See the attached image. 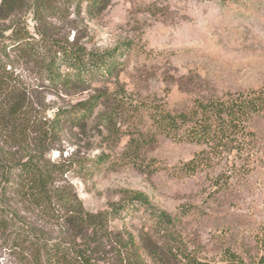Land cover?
<instances>
[{
	"label": "rangeland",
	"instance_id": "1",
	"mask_svg": "<svg viewBox=\"0 0 264 264\" xmlns=\"http://www.w3.org/2000/svg\"><path fill=\"white\" fill-rule=\"evenodd\" d=\"M28 22L35 31L37 23ZM45 28L61 41L90 50L118 48L123 64L110 83L59 94L32 71L20 69L46 118L53 116L50 107L74 104L96 88L124 87L132 99L174 111L190 108L196 98L264 88V0H112L101 12L73 5ZM150 123L124 108L109 125L95 119L85 130L68 129L58 143L63 152L52 149L48 156L108 157L92 175L72 170L63 177L88 210L107 208L128 191L144 192L157 207L181 219L182 231L202 258L224 264L230 250L255 263L264 254V112L251 119L254 141L243 147L242 156L226 162L224 154L214 166L192 174L181 167L202 147L155 135ZM138 135L145 140L137 165L125 152L130 138ZM126 219L137 227L144 216L130 210ZM38 224L53 228L45 221ZM0 264H20L2 239Z\"/></svg>",
	"mask_w": 264,
	"mask_h": 264
},
{
	"label": "trees",
	"instance_id": "2",
	"mask_svg": "<svg viewBox=\"0 0 264 264\" xmlns=\"http://www.w3.org/2000/svg\"><path fill=\"white\" fill-rule=\"evenodd\" d=\"M111 1L0 0V239L20 264H214L198 255L181 219L157 207L144 192H125L102 210L85 207L63 177L72 170L94 174L108 159L104 153L60 160L48 156L52 149L63 152L58 143L68 129L85 130L95 119L109 125L124 108L148 117L155 135L202 147L182 165L186 174L214 166L224 154L226 162L242 156L243 147L254 141L249 125L255 114L264 112V88L196 98L190 108L175 111L132 99L124 87L96 88L74 104L50 107L51 118L42 115L20 69L32 71L56 94L89 90L120 73L118 48L90 50L61 41L45 28L49 19L73 5L101 12ZM30 18L37 23L35 31ZM144 140L132 136L127 144L125 156L134 164L140 161ZM130 210L144 216L140 226L126 219ZM225 253L224 264H249L230 250ZM253 264H264V254Z\"/></svg>",
	"mask_w": 264,
	"mask_h": 264
}]
</instances>
